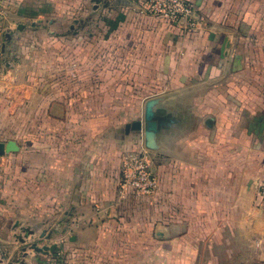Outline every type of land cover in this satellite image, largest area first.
Here are the masks:
<instances>
[{
    "label": "crops",
    "instance_id": "1",
    "mask_svg": "<svg viewBox=\"0 0 264 264\" xmlns=\"http://www.w3.org/2000/svg\"><path fill=\"white\" fill-rule=\"evenodd\" d=\"M192 1L193 32L141 0L2 1L0 143L20 151L0 156V264H48L25 248L31 225L81 263L264 264V0ZM150 102L165 119L152 149ZM143 147L158 187L122 192L123 157Z\"/></svg>",
    "mask_w": 264,
    "mask_h": 264
},
{
    "label": "built area",
    "instance_id": "2",
    "mask_svg": "<svg viewBox=\"0 0 264 264\" xmlns=\"http://www.w3.org/2000/svg\"><path fill=\"white\" fill-rule=\"evenodd\" d=\"M2 1L0 0V19L5 15ZM141 6L143 13L160 18L181 30L193 32L197 29L198 9L192 0H141ZM1 35L0 30V37ZM121 173L122 192L134 191L142 195H152L158 187V180L151 169L150 154L145 147L124 155ZM259 197L260 205L264 209V183L259 186Z\"/></svg>",
    "mask_w": 264,
    "mask_h": 264
},
{
    "label": "rangeland",
    "instance_id": "3",
    "mask_svg": "<svg viewBox=\"0 0 264 264\" xmlns=\"http://www.w3.org/2000/svg\"><path fill=\"white\" fill-rule=\"evenodd\" d=\"M80 0H51V5H52V9H67V10H72L74 12V10L76 9V4L79 6L80 5ZM93 0H84L83 2V8L84 9H90L91 8V5L93 4ZM81 7V6H79ZM139 199L138 197H133L131 199V204H132V207H131V213H132V217L135 218V217H138L137 215L134 214V209H135V204L138 203ZM138 213V211H137ZM40 226H33L31 225V232L33 233V236H31V241L27 242L26 243V246L25 248L28 250V251H31V257H33L32 255H35L37 252L32 248V246L35 244L39 247H43V246H51V245H58L61 246L62 248V252H57L56 249L55 251L52 253H48V254H45V255H49V258L48 259V264H108V261L109 259L108 258H103V257H89V258H85L83 260V262H79V260L81 259H77L74 254H75V244L76 243H68V245H66V243H63V242H58L57 243H53V241L51 239H49L48 241H46L45 243L43 241H41L43 238L45 239L46 236L42 237V234L44 233V235H46L45 232H42ZM139 227L138 226H134L133 229L134 230H137ZM48 229H50V231H47V232H50L52 235L54 234L53 238H58L59 236V233L62 231L61 228L58 226V225H53V226H49ZM111 229V227H110ZM34 230V231H33ZM108 230V229H107ZM29 231L26 230L23 231V232H20V237H22L24 239V237L27 238V234H28ZM107 232V231H106ZM25 238V239H26ZM22 240V239H21ZM24 241V240H22ZM26 242V241H25ZM24 242V243H25ZM83 244H87L88 249H93L95 248L96 252L98 250L100 251H105L109 248L110 246V243L107 242V241H102V242H91V243H83ZM133 248L137 249L138 248V243L134 244L133 245ZM60 250V248H59ZM61 253V254H60ZM65 253H71L70 254V257L69 258H65ZM42 254V253H41ZM51 255V257H50ZM62 255V256H60ZM26 263V257L24 256H20L19 260H17L16 262H14V264H25ZM12 263V262H11ZM9 262V264H11ZM6 264V263H5ZM8 264V263H7ZM31 264H34V260L31 258Z\"/></svg>",
    "mask_w": 264,
    "mask_h": 264
},
{
    "label": "water",
    "instance_id": "4",
    "mask_svg": "<svg viewBox=\"0 0 264 264\" xmlns=\"http://www.w3.org/2000/svg\"><path fill=\"white\" fill-rule=\"evenodd\" d=\"M93 1L98 2V0H93ZM164 121L165 119L163 117H159L155 114L152 103L150 102L147 106V110L145 114V123H146L145 138H146V147L148 149H152L155 147L156 133L161 128ZM130 128L139 131L143 128L142 122L141 121L134 122L127 127V129ZM19 151H20L19 145L13 140L8 141L7 143H0V156L10 153H16ZM32 248L37 253L48 254V253H53L57 248V245L39 247L34 244Z\"/></svg>",
    "mask_w": 264,
    "mask_h": 264
}]
</instances>
